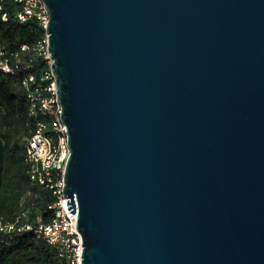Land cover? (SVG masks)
I'll use <instances>...</instances> for the list:
<instances>
[{
  "label": "water",
  "instance_id": "water-1",
  "mask_svg": "<svg viewBox=\"0 0 264 264\" xmlns=\"http://www.w3.org/2000/svg\"><path fill=\"white\" fill-rule=\"evenodd\" d=\"M81 264H264V0H44Z\"/></svg>",
  "mask_w": 264,
  "mask_h": 264
},
{
  "label": "trees",
  "instance_id": "trees-1",
  "mask_svg": "<svg viewBox=\"0 0 264 264\" xmlns=\"http://www.w3.org/2000/svg\"><path fill=\"white\" fill-rule=\"evenodd\" d=\"M43 35L42 27L35 21L20 24L10 16L6 22H0V42L18 65L13 74L0 71V218L3 223L32 227L21 232L0 231V264H59L54 248L34 232L39 224L52 219L50 206L56 196L24 173L26 166L20 149L32 135L38 119L30 113L22 81L29 74L38 78L47 68L31 50ZM23 44L29 46L27 52L19 51ZM14 52H18L16 58L10 55ZM28 189L30 193L18 202V196Z\"/></svg>",
  "mask_w": 264,
  "mask_h": 264
},
{
  "label": "built area",
  "instance_id": "built-area-1",
  "mask_svg": "<svg viewBox=\"0 0 264 264\" xmlns=\"http://www.w3.org/2000/svg\"><path fill=\"white\" fill-rule=\"evenodd\" d=\"M10 16L20 24L35 21L44 31L43 37L31 50L43 60L47 68L40 72L38 78L34 74H29L22 81L27 90L30 113L38 119L32 135L20 149L26 166L24 173L31 181L51 189L56 201L50 206L53 211L52 219L48 223L39 224L34 232L54 248L59 264H81L82 240L76 228V213L67 210L66 198L62 195L63 172L69 148L66 143V127L59 117L60 104L50 68L52 59L47 50L45 29L49 18L48 11L44 0H0V22H6ZM29 49L25 44L19 46L20 52H27ZM7 53L0 42V71L13 74L18 65ZM17 54L18 52L10 53L13 58H16ZM42 82L45 84L42 85ZM30 191L31 189H28L20 194L18 202H22ZM31 228L28 224L3 223L0 218V231L3 232L9 233L13 230L21 232Z\"/></svg>",
  "mask_w": 264,
  "mask_h": 264
}]
</instances>
